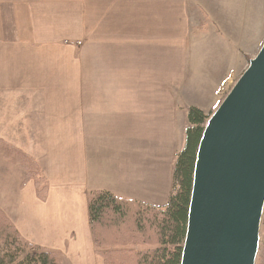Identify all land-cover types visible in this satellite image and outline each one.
Segmentation results:
<instances>
[{
	"label": "crops",
	"instance_id": "crops-1",
	"mask_svg": "<svg viewBox=\"0 0 264 264\" xmlns=\"http://www.w3.org/2000/svg\"><path fill=\"white\" fill-rule=\"evenodd\" d=\"M263 42L264 0H0V133L48 177L42 200L0 157V209L64 264H104L89 193L165 205L187 109Z\"/></svg>",
	"mask_w": 264,
	"mask_h": 264
},
{
	"label": "water",
	"instance_id": "water-1",
	"mask_svg": "<svg viewBox=\"0 0 264 264\" xmlns=\"http://www.w3.org/2000/svg\"><path fill=\"white\" fill-rule=\"evenodd\" d=\"M264 208V42L206 119L180 264H255Z\"/></svg>",
	"mask_w": 264,
	"mask_h": 264
},
{
	"label": "trees",
	"instance_id": "trees-1",
	"mask_svg": "<svg viewBox=\"0 0 264 264\" xmlns=\"http://www.w3.org/2000/svg\"><path fill=\"white\" fill-rule=\"evenodd\" d=\"M208 115L199 107L187 110L185 144L176 154L172 190L163 206L115 195L107 190L89 193L88 220L95 251L106 264H180L190 200L195 155ZM0 155L15 159L33 178L36 195L44 199L48 179L35 161L0 139ZM27 178V177H26ZM128 225L134 226L131 230ZM135 231L126 236L121 230ZM131 239L133 247L121 246ZM119 244V245H117ZM145 244V247H135ZM59 254L20 236L0 209V264H60Z\"/></svg>",
	"mask_w": 264,
	"mask_h": 264
},
{
	"label": "rangeland",
	"instance_id": "rangeland-1",
	"mask_svg": "<svg viewBox=\"0 0 264 264\" xmlns=\"http://www.w3.org/2000/svg\"><path fill=\"white\" fill-rule=\"evenodd\" d=\"M260 49V48H259ZM249 56L247 54H244V57L242 58L243 62H245L244 66H241V69L238 70L237 72H235L232 76V79H231V83L229 84V86L227 87V89L222 93V95L220 96V99L218 101V103L216 104V106H214L213 108H210L209 110L205 111L204 113L209 115L217 108L218 104L222 101V99L225 97V95L228 93V91L230 90V88L233 86V84L235 83V81L238 79V77L241 75V73L243 72V70H245V68L247 67V64H248V60H249ZM246 59V60H245ZM235 71V70H234ZM192 106H195V105H192ZM191 107V106H190ZM198 107V106H196ZM188 110V109H187ZM202 110V109H201ZM15 121L12 120L11 121V125H14ZM188 126V121L186 123V127ZM186 130V129H185ZM0 139L6 143L7 145L9 146H14V148H16L17 150H21L23 152L24 155H26L28 157V160L29 161H35L37 162V164L40 166V168L42 169L41 165L39 164L37 158L32 155L28 149H26L25 146L23 145H18L16 143H18L17 141L14 140V137H10L8 135V133L6 134L5 132L3 133H0ZM182 150V149H181ZM180 150V151H181ZM178 153V152H177ZM176 153V154H177ZM0 157H3L0 155ZM5 158V157H3ZM176 158V156H175ZM8 159V158H6ZM11 160L12 162H15V163H18L17 160L15 159H9ZM174 162H175V159H174ZM19 164V163H18ZM23 171H24V176H25V179L26 180H32L33 178L31 177V175L29 176L26 169L24 170V168L22 167ZM43 170V169H42ZM44 172V171H43ZM45 173V172H44ZM46 175V174H45ZM47 176V175H46ZM27 177V178H26ZM48 179V177H47ZM172 190V189H171ZM171 193V192H170ZM116 195V194H115ZM119 196V195H118ZM89 197V195H88ZM136 200V199H134ZM140 201V200H138ZM149 204V203H148ZM160 206H163V205H160ZM134 226L132 225H128V228L131 230ZM130 230H126L125 228H123L121 231L128 237L130 236H138L137 233H135V231H130ZM259 236H260V240H259V248H258V252H257V255H256V259H255V264H264V208H263V213H262V216H261V222H260V228H259ZM119 245V244H117ZM121 246H125L127 248H132L133 247V241L131 239H128V241H125L121 244ZM146 245L145 244H141V245H136L135 244V247H145ZM95 248V247H94ZM97 253V252H96ZM98 256L102 259V257L98 254ZM57 260L60 262V264H64V262H62V259L60 256L57 257ZM102 261L104 262V260L102 259ZM104 264H106L104 262Z\"/></svg>",
	"mask_w": 264,
	"mask_h": 264
}]
</instances>
